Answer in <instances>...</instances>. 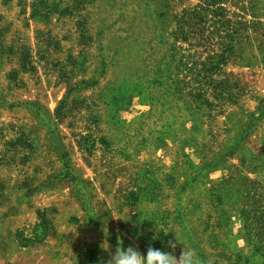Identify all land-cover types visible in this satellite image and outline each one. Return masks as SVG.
I'll return each mask as SVG.
<instances>
[{
    "label": "rangeland",
    "instance_id": "rangeland-1",
    "mask_svg": "<svg viewBox=\"0 0 264 264\" xmlns=\"http://www.w3.org/2000/svg\"><path fill=\"white\" fill-rule=\"evenodd\" d=\"M182 243L264 264V0H0V264Z\"/></svg>",
    "mask_w": 264,
    "mask_h": 264
},
{
    "label": "clouds",
    "instance_id": "clouds-1",
    "mask_svg": "<svg viewBox=\"0 0 264 264\" xmlns=\"http://www.w3.org/2000/svg\"><path fill=\"white\" fill-rule=\"evenodd\" d=\"M169 246L174 249L176 244L169 241ZM107 264H202V262L195 250L184 244L179 258L173 254L152 247H149L146 252H141L134 246L125 248L121 245L114 251L109 252Z\"/></svg>",
    "mask_w": 264,
    "mask_h": 264
},
{
    "label": "trees",
    "instance_id": "trees-1",
    "mask_svg": "<svg viewBox=\"0 0 264 264\" xmlns=\"http://www.w3.org/2000/svg\"><path fill=\"white\" fill-rule=\"evenodd\" d=\"M216 6H214L213 4H208V6L206 7V8H204V11H205V13H204V15H203V23H207V18H208V15L209 14H213V13H215L216 12V10L214 9ZM189 15L187 16V17H183L181 20H180V24H181V27L179 28V29H181L180 31L182 32V34H184L185 33V27L187 26V25H189V23H187V19H193V15L195 14L196 15V11H194V12H190V13H188ZM190 26V25H189Z\"/></svg>",
    "mask_w": 264,
    "mask_h": 264
}]
</instances>
